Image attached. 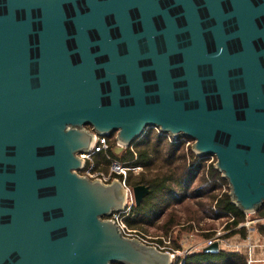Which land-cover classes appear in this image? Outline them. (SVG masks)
<instances>
[{"label": "water", "instance_id": "obj_1", "mask_svg": "<svg viewBox=\"0 0 264 264\" xmlns=\"http://www.w3.org/2000/svg\"><path fill=\"white\" fill-rule=\"evenodd\" d=\"M152 126L264 205V0H0V264H169L109 217L120 181L77 172L93 133Z\"/></svg>", "mask_w": 264, "mask_h": 264}, {"label": "trees", "instance_id": "obj_2", "mask_svg": "<svg viewBox=\"0 0 264 264\" xmlns=\"http://www.w3.org/2000/svg\"><path fill=\"white\" fill-rule=\"evenodd\" d=\"M109 142L110 147L107 151L109 156L120 161H126L128 165L142 166V170L135 175H132V171L129 170L125 182L130 186L143 184L148 189L138 203L131 205L128 213L124 216L129 227L145 233L144 224L153 222L159 216L164 215V211L169 207L167 205L172 203L170 198H173V205L181 204V209L176 210L171 207L168 211L166 210L167 213L160 222V227L176 245L179 244L177 239L179 233L183 230L191 231L193 229V220L199 221L203 217H217L227 213L234 216L226 222V227L231 228L229 233L237 232L241 236L245 235L244 226L235 227L243 220L244 212L231 202L227 191L221 193L212 191L217 185L215 179L221 178L220 172L212 165L203 169L195 181V183L197 182L196 185L188 193L189 195L180 196L188 190L194 174L193 168L187 166L186 155L181 143L169 142L157 134L153 127H147L140 137L118 153L113 149L114 139L113 141L109 139ZM189 153L191 154L190 151ZM95 159L96 163L99 161L109 163L102 152L96 153ZM101 167L103 168V165ZM222 179L225 180V178ZM204 196H208V198L201 199ZM167 198L170 202L166 200ZM187 198L195 199L191 204L189 202L184 203ZM254 212L260 214L258 216L261 217V220L255 222V227L264 237V205ZM182 221H188L190 224L184 227ZM209 234L204 232L202 235L207 236ZM241 249L244 250V254L239 252ZM258 251L259 249L256 247L253 250L255 254ZM245 259V247L235 251L224 250L220 247L216 252L203 250L193 252L186 256L185 264H245ZM111 264L122 263L112 262Z\"/></svg>", "mask_w": 264, "mask_h": 264}, {"label": "built area", "instance_id": "obj_3", "mask_svg": "<svg viewBox=\"0 0 264 264\" xmlns=\"http://www.w3.org/2000/svg\"><path fill=\"white\" fill-rule=\"evenodd\" d=\"M155 132L161 136H163L169 142H179L185 152L186 162L188 167L193 168V173L195 175H200L203 172V169H207L210 165L214 167V162L216 157L214 154H198L193 151L192 143L193 139L189 136L178 134L176 137H172V135L168 132H161L159 127L152 126ZM115 141V139H114ZM110 147L109 137L107 135L93 133V139L90 147L82 152L78 153V156L83 159V167L80 169L82 171L81 174H85L90 178H97L103 182H109L113 179H118L122 184L125 192V206L122 209L114 210L109 215L111 219H113L120 229L122 235L127 237H134L139 239L140 241L153 245L159 250L165 251L168 254L169 264H185L186 256L200 251L204 246L212 243L213 241H217L218 244L222 243V232L220 229H215L213 232L202 240H195L191 234L188 235L189 239H192L191 243H187L189 240H180V244L177 246L171 245V239L169 235H158L153 238L145 236L139 230L129 227L125 220L124 216L128 213L132 204L135 203L134 195L132 192V188L125 182V177L129 170L134 173H137L142 169L141 165H128L126 161H120L116 158H113L108 155L107 151ZM191 152V154L189 153ZM102 152L106 158L109 160V171H104L102 163H99L95 166V158L96 153ZM221 178H216L217 184L220 185L221 191H228V183L226 179L223 180L222 175ZM245 216L242 222H239L235 227L244 226L245 228L255 231L256 228L253 227V223L259 220L261 217L255 216L250 217L248 213L254 212H244ZM228 220L232 219L234 216L230 213L225 215ZM150 239V240H149ZM254 243L251 240H246L242 243L238 242L235 244V249L238 250L242 246L245 247L246 250V264H254V262H258L260 260H264V258H259L254 255L253 247ZM264 264V263H263Z\"/></svg>", "mask_w": 264, "mask_h": 264}, {"label": "rangeland", "instance_id": "obj_4", "mask_svg": "<svg viewBox=\"0 0 264 264\" xmlns=\"http://www.w3.org/2000/svg\"><path fill=\"white\" fill-rule=\"evenodd\" d=\"M110 141H113L114 139V133H112L109 137ZM123 149V148H122ZM183 149V148H182ZM121 151V150H120ZM118 151V152H120ZM117 152V153H118ZM95 161V166H97L99 163H102L103 165V170L104 171H109V163H103V161H99L98 163H96V159H93ZM142 170V169H141ZM139 170V171H141ZM79 173L81 174L82 171L80 170ZM136 173L132 172V175H135ZM199 176L193 174V178H192V182L190 183L188 190L185 191V194L180 195V196H186L189 195L188 193L191 191V189L194 187V185H196L195 181L197 180ZM227 182V181H226ZM228 190V189H227ZM214 191V193H221V187L220 185H216L215 189L212 190ZM228 192V191H227ZM182 194V193H181ZM200 197V196H198ZM208 196H204L201 199H207ZM193 199L195 198H187L186 200H184V203L189 202L190 204L192 203V201H194ZM168 200V198L166 199ZM165 200V201H166ZM171 202L170 204H172V206H170V204H168L167 206H169L166 210L168 211L169 209H171V207L175 208L176 210L181 209V204L179 205L178 203L174 204V199L170 198ZM170 200H168L170 202ZM183 205V204H182ZM166 210L164 211V215L159 216L158 218H156L153 222H147L146 224H144V228L146 229V232L143 233L145 236L153 238L155 236L158 235H166L167 233L160 227V222L162 221L163 217L166 215ZM248 215H250V217H255L256 215L260 216L259 213L255 214L254 213H248ZM245 216V213H244ZM261 220V218L259 219ZM228 221L227 217L225 215H218L217 217H203L201 218L199 221H195L193 220V229L190 231H185L183 230L181 233H179V235L177 236V239L179 240V244H180V240H189L187 243H191L192 239H189L190 237H188L189 234H191V236H193V238L196 240H202L204 238H207L215 229H220V231L222 232V243H220V247H222L224 250H232L235 251V244L237 245L238 242L242 243L246 240H251L254 244H256L255 247L259 248L258 251V256L259 258H264V237L260 234V232L255 229L254 232H252L251 230L245 228V235L241 236L239 233H229L231 228H227L226 227V222ZM258 221V220H257ZM242 222V221H240ZM181 223L184 224V227H187L190 222L188 221H182ZM253 227H255V222L253 223ZM140 231V230H139ZM210 233L207 236H203L202 234L205 233ZM172 232V231H171ZM172 235V234H171ZM173 236V235H172ZM150 240V239H149ZM178 244V243H177ZM178 244V245H179ZM259 244V245H258ZM171 245L173 246H177L172 240H171ZM243 247V246H242ZM254 247V248H255ZM240 253L244 254V250H239ZM264 260H260L258 262H254V264H263ZM245 264H246V259H245Z\"/></svg>", "mask_w": 264, "mask_h": 264}, {"label": "flooded vegetation", "instance_id": "obj_5", "mask_svg": "<svg viewBox=\"0 0 264 264\" xmlns=\"http://www.w3.org/2000/svg\"><path fill=\"white\" fill-rule=\"evenodd\" d=\"M86 127H87L89 130H91V128H90V126H89V125H88V126H86ZM112 133H114V134H115V132H114V131H113ZM112 133H111V134H112ZM111 134H110V135H111ZM110 135H108V137H110ZM79 171H80V170H78L77 172L79 173Z\"/></svg>", "mask_w": 264, "mask_h": 264}, {"label": "crops", "instance_id": "obj_6", "mask_svg": "<svg viewBox=\"0 0 264 264\" xmlns=\"http://www.w3.org/2000/svg\"><path fill=\"white\" fill-rule=\"evenodd\" d=\"M258 245H259V244H258ZM255 246H256V244L254 245V247H255ZM254 247H253V250L255 249ZM256 248H258V247H256ZM258 249H259V248H258ZM254 254H255V253H254ZM257 254H258V252L255 254L256 257L258 256Z\"/></svg>", "mask_w": 264, "mask_h": 264}]
</instances>
